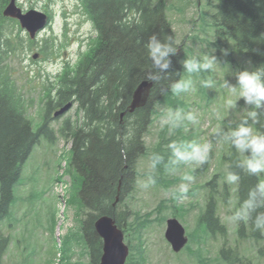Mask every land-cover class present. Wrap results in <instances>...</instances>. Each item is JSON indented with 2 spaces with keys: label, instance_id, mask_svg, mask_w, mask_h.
<instances>
[{
  "label": "rangeland",
  "instance_id": "374dc122",
  "mask_svg": "<svg viewBox=\"0 0 264 264\" xmlns=\"http://www.w3.org/2000/svg\"><path fill=\"white\" fill-rule=\"evenodd\" d=\"M164 1L177 44L184 47V61L203 62V57L208 55L215 56L217 64L210 71L189 73L184 70L182 80L187 87L179 94L193 101V106L179 113L185 117L192 114L194 121L185 119L181 130L170 132L168 117L178 111L170 106L165 109V104L156 108L154 123L145 136L147 155L137 161L136 188L122 204L130 211L124 236L130 248L128 258H131L125 264H230L219 257L223 248L237 255L239 260L264 264V240L255 242L241 238L238 234L240 224L229 219L239 208L235 195L237 186L226 182V165L220 161L223 150H228L225 139L244 114L243 107L247 106L243 99L237 101L224 84L234 85L236 73L241 70L252 71L251 60L245 54L237 55L233 64L223 65L218 60L220 38L211 24L214 9L207 0ZM17 2L24 12L37 10L55 14L51 28L42 30L35 40L18 21L15 24L6 22L3 26L12 35L16 49L15 55L8 58L13 71L9 72L24 97L26 115L33 122L32 129L37 130L44 123L47 91L50 85L58 83L54 74L61 71L67 61L77 64L81 49L89 48L96 32L76 0ZM18 34L21 39H16ZM78 38L86 39L81 49L77 43L72 44ZM206 80L212 81L208 87H204ZM229 100L234 106L229 105ZM82 114L75 104L58 119L49 121L46 128L49 139H41L23 166L22 178L15 191L17 200L9 216L0 219V234L11 237L2 264H93L89 248L81 238V209L69 202L73 191V179L68 169L71 142L60 131L68 121L83 123ZM251 127L253 134H257ZM171 144L181 150L188 144H207L209 162L206 170L195 173L202 163L176 160ZM239 154L242 160L245 159L246 154ZM154 156L159 157V162L152 168ZM185 176L191 179H184ZM214 177H217L218 192H228L227 200L221 197L217 207L221 223L227 230L226 236L210 237L199 233L198 220L206 204L202 183ZM174 216L182 222L189 237L188 245L178 253L173 251L164 235L166 221Z\"/></svg>",
  "mask_w": 264,
  "mask_h": 264
},
{
  "label": "trees",
  "instance_id": "16d2710c",
  "mask_svg": "<svg viewBox=\"0 0 264 264\" xmlns=\"http://www.w3.org/2000/svg\"><path fill=\"white\" fill-rule=\"evenodd\" d=\"M9 1L0 0V219L10 214L12 203L16 201L14 191L30 153L41 138L49 139L46 128L51 114L68 102L76 103L78 111L83 113V123L67 122L62 131L72 142L68 169L73 191L69 202L81 209V238L89 248L90 262L98 264L103 241L96 231V221L108 215L125 230L130 211L122 204L136 188L137 161L147 155L145 136L154 123L156 108L165 104V109L170 106L183 113L182 110L193 106L188 97L172 91V86L184 76V47L177 44L164 0H77L97 36L77 65L68 67L58 83L50 85L44 109L45 125L34 130L33 122L26 115L24 97L8 65L9 56L16 51L12 35L3 28L6 22L16 23L3 15ZM207 1L214 9L211 24L220 38L218 60L223 65L233 64L237 55L245 54L253 70L264 65V0ZM153 35L176 49L169 57L167 70L157 69L148 56L145 45ZM168 36L173 37L172 41H167ZM15 37L22 38L20 34ZM149 76L158 79L150 80ZM143 82L152 84L148 101L129 113L133 94ZM243 108L244 114L233 125L234 129L247 118L248 111L254 110L251 106ZM257 111V120H249V125L257 134H264V110ZM176 130H181V126ZM225 143L228 150H223L220 161L226 165V176L232 172L240 177L235 194L240 207L258 178L239 166L242 158L228 137ZM208 162L206 159L194 172L206 170ZM202 184L206 204L198 220L199 233L226 236L217 207L221 197L227 200L228 192H218L217 177ZM239 224L241 238L255 242L264 240V233L256 230L251 221ZM8 240H0V264ZM219 257L230 264H253L239 260L225 248Z\"/></svg>",
  "mask_w": 264,
  "mask_h": 264
},
{
  "label": "clouds",
  "instance_id": "9594fccd",
  "mask_svg": "<svg viewBox=\"0 0 264 264\" xmlns=\"http://www.w3.org/2000/svg\"><path fill=\"white\" fill-rule=\"evenodd\" d=\"M167 41H172L173 37L168 36ZM148 56L154 66L161 70H167L170 66V55H174L176 49L170 43H162L155 35L151 36L145 45ZM217 64L215 56L205 55L203 62H198L195 59L184 61V68L187 72L210 71ZM150 80L158 79L157 76H149ZM212 84L211 80L204 81V87ZM187 87L185 81L181 80L172 86L173 93H179ZM224 87L228 92L237 98V101L243 99L247 106H251L254 110L248 111L247 118L241 124L228 134V139L231 146L237 152L246 154L245 159L240 162V167L249 175L256 176L258 182L252 186L243 199L240 207L230 216V221L248 222L251 221L254 228L264 233V179H259L261 174H264V134H253V129L249 125V120L255 122L258 117L257 110H264V65L255 68V70H241L236 73V83L230 84L225 82ZM229 105L234 106L232 100L228 101ZM194 121L195 116L188 114L186 117L179 112L168 117L170 121L169 131L179 128L183 120ZM173 155L178 161L193 162L196 164L204 163L207 159L209 146L207 144L185 145L184 150L171 144ZM190 149V151L188 150ZM159 162V157L154 156L151 161V167L155 168ZM184 179H191L185 176ZM226 182L236 184L240 177L239 175L229 172L226 176ZM186 187V185H185Z\"/></svg>",
  "mask_w": 264,
  "mask_h": 264
},
{
  "label": "water",
  "instance_id": "95a60500",
  "mask_svg": "<svg viewBox=\"0 0 264 264\" xmlns=\"http://www.w3.org/2000/svg\"><path fill=\"white\" fill-rule=\"evenodd\" d=\"M4 15L20 21L23 28L31 34L32 37L39 29H43L47 23V16L42 12L31 10L23 14L20 8L16 7L15 0H11L10 4L6 7ZM152 84L149 82L141 83L135 90L132 102L129 107V113L134 112L136 109L143 107L149 98ZM72 104L68 103L55 115H61L71 108ZM125 114V113H124ZM122 115V117L124 116ZM116 221L110 216H103L96 221L95 228L99 237L103 241V253L99 264H125L129 255V248L125 244L124 232L115 224ZM166 239L170 242V246L175 252L181 251L188 243L184 226L178 219H169L167 222Z\"/></svg>",
  "mask_w": 264,
  "mask_h": 264
}]
</instances>
